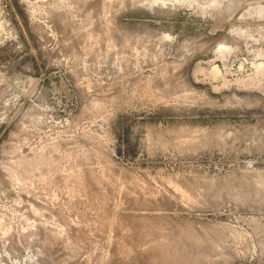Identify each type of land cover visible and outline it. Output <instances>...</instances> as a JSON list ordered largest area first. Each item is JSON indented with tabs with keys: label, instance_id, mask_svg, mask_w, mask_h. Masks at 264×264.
Returning <instances> with one entry per match:
<instances>
[{
	"label": "rangeland",
	"instance_id": "374dc122",
	"mask_svg": "<svg viewBox=\"0 0 264 264\" xmlns=\"http://www.w3.org/2000/svg\"><path fill=\"white\" fill-rule=\"evenodd\" d=\"M0 264H264V0H0Z\"/></svg>",
	"mask_w": 264,
	"mask_h": 264
}]
</instances>
